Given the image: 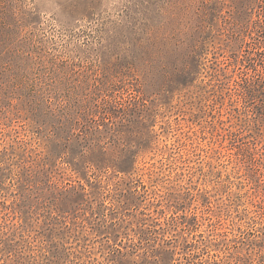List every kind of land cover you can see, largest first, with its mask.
<instances>
[{
  "label": "rangeland",
  "instance_id": "rangeland-1",
  "mask_svg": "<svg viewBox=\"0 0 264 264\" xmlns=\"http://www.w3.org/2000/svg\"><path fill=\"white\" fill-rule=\"evenodd\" d=\"M0 264H264V0H0Z\"/></svg>",
  "mask_w": 264,
  "mask_h": 264
}]
</instances>
